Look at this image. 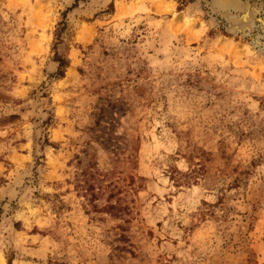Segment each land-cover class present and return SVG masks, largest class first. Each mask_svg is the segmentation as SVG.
I'll return each mask as SVG.
<instances>
[{
    "label": "rangeland",
    "instance_id": "obj_1",
    "mask_svg": "<svg viewBox=\"0 0 264 264\" xmlns=\"http://www.w3.org/2000/svg\"><path fill=\"white\" fill-rule=\"evenodd\" d=\"M263 29L264 0H0V264H264Z\"/></svg>",
    "mask_w": 264,
    "mask_h": 264
},
{
    "label": "trees",
    "instance_id": "obj_2",
    "mask_svg": "<svg viewBox=\"0 0 264 264\" xmlns=\"http://www.w3.org/2000/svg\"><path fill=\"white\" fill-rule=\"evenodd\" d=\"M56 58H57V61H58V70H57L58 72H57V74H58V76H61L62 73H63L64 67L67 65V61L65 59H63L62 57H59V56L56 57ZM81 188H83V187H81ZM85 189H87V187L84 188V190ZM103 208H106L107 210L112 211L113 214H117V212L119 211V209H117L119 207H117V205H115V204L103 205ZM7 261L9 263L11 261V257H8Z\"/></svg>",
    "mask_w": 264,
    "mask_h": 264
},
{
    "label": "water",
    "instance_id": "obj_3",
    "mask_svg": "<svg viewBox=\"0 0 264 264\" xmlns=\"http://www.w3.org/2000/svg\"><path fill=\"white\" fill-rule=\"evenodd\" d=\"M217 2H218V4L220 5V6H228L229 4H230V1H232V0H216ZM247 14L245 13V14H243L242 15V18L243 19H247ZM263 33H264V29H263ZM263 39H264V37H263Z\"/></svg>",
    "mask_w": 264,
    "mask_h": 264
},
{
    "label": "bare ground",
    "instance_id": "obj_4",
    "mask_svg": "<svg viewBox=\"0 0 264 264\" xmlns=\"http://www.w3.org/2000/svg\"><path fill=\"white\" fill-rule=\"evenodd\" d=\"M164 9H166V8H164ZM168 9V8H167ZM173 21H174V24L177 22V19H176V17L173 19ZM223 44V43H222ZM222 44H220V45H222ZM223 46V48L226 50H229V52L231 53V52H235V48L233 47V46H231L230 44H223L222 45Z\"/></svg>",
    "mask_w": 264,
    "mask_h": 264
},
{
    "label": "crops",
    "instance_id": "obj_5",
    "mask_svg": "<svg viewBox=\"0 0 264 264\" xmlns=\"http://www.w3.org/2000/svg\"><path fill=\"white\" fill-rule=\"evenodd\" d=\"M169 1V0H168Z\"/></svg>",
    "mask_w": 264,
    "mask_h": 264
}]
</instances>
